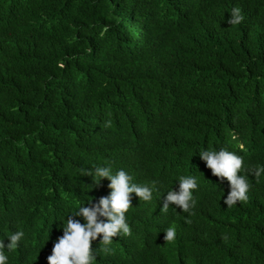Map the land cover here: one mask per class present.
Masks as SVG:
<instances>
[{
  "label": "trees",
  "instance_id": "obj_1",
  "mask_svg": "<svg viewBox=\"0 0 264 264\" xmlns=\"http://www.w3.org/2000/svg\"><path fill=\"white\" fill-rule=\"evenodd\" d=\"M221 147L264 164V0H0V238L25 233L9 264H47L53 218L109 191L96 165L200 188L191 215L132 195L131 235L93 264H264V178L227 207L196 154Z\"/></svg>",
  "mask_w": 264,
  "mask_h": 264
},
{
  "label": "clouds",
  "instance_id": "obj_2",
  "mask_svg": "<svg viewBox=\"0 0 264 264\" xmlns=\"http://www.w3.org/2000/svg\"><path fill=\"white\" fill-rule=\"evenodd\" d=\"M227 12L229 13L226 18L228 25H238L244 18L239 7H232ZM60 66L63 67V64L61 63ZM196 154L218 181H227L228 191L226 195H223V202L227 207L240 201H247L250 175L255 177L257 182L264 178L262 176L264 164L246 167L242 155L226 148H201L196 150ZM195 168L197 169L196 166ZM83 175L90 176L95 185H99L101 180L106 178L109 182L107 184L109 191L98 199L85 200L66 216L53 218L52 223L59 221L58 225L62 234L53 241L51 252L46 257L47 264H93L99 252L111 254L114 251L111 247L113 237L131 235V228L125 214L132 206V195L139 201L150 202L154 192L158 194V198L163 193L160 211L167 212L169 208L176 210L178 207L179 212L191 215L197 202L194 190L200 188L197 177L193 174L180 175L172 182V184L176 183V188L169 187L166 192L157 186L159 181L155 179L148 184L133 182L132 174L124 168L113 172L108 166L96 165L91 169H86ZM76 217L81 218L83 222ZM24 235V231L18 229L0 238V264H9L7 252L17 248ZM98 235L99 249L91 246L92 242L97 240ZM175 235L176 227L173 224L164 230L163 239L171 242L175 239ZM5 237L7 238L6 243Z\"/></svg>",
  "mask_w": 264,
  "mask_h": 264
}]
</instances>
